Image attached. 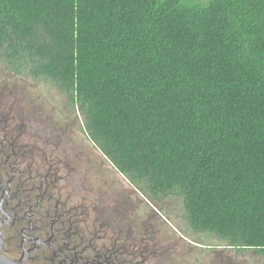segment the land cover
I'll return each mask as SVG.
<instances>
[{
  "label": "trees",
  "instance_id": "trees-1",
  "mask_svg": "<svg viewBox=\"0 0 264 264\" xmlns=\"http://www.w3.org/2000/svg\"><path fill=\"white\" fill-rule=\"evenodd\" d=\"M0 68L194 231L264 256V0H0Z\"/></svg>",
  "mask_w": 264,
  "mask_h": 264
},
{
  "label": "flooded vegetation",
  "instance_id": "flooded-vegetation-1",
  "mask_svg": "<svg viewBox=\"0 0 264 264\" xmlns=\"http://www.w3.org/2000/svg\"><path fill=\"white\" fill-rule=\"evenodd\" d=\"M0 76L13 88L30 83ZM11 87L0 92V255L16 264H241L218 235L192 229L181 196L130 183L68 107L77 130L36 114ZM79 134L117 176L91 173Z\"/></svg>",
  "mask_w": 264,
  "mask_h": 264
},
{
  "label": "rangeland",
  "instance_id": "rangeland-1",
  "mask_svg": "<svg viewBox=\"0 0 264 264\" xmlns=\"http://www.w3.org/2000/svg\"><path fill=\"white\" fill-rule=\"evenodd\" d=\"M8 76H6V80L0 76V92L5 93L9 91L8 87L12 85L7 84L10 83L8 80ZM33 82V81H32ZM27 82L25 87V83L23 82H15L17 85L15 88L11 87V90H17L21 92V94L26 98L25 105L31 109L33 112L38 114L40 111L44 115H53V119L60 123H64L67 125L70 123L71 128L74 130L78 129V123L76 124L77 118H75L72 114L68 112L67 109L64 108V97L59 96L55 91H50L49 87L45 86L44 84H35L34 82ZM25 94V95H24ZM21 95V96H22ZM44 111V112H43ZM74 124V126H73ZM77 127V129H76ZM78 145L80 149L89 148L87 149L88 153H92L90 158L92 159L91 165V173H95L99 175L102 179L105 178H113L117 176V173L110 167L109 164L105 162L102 155L95 151L91 144L86 141L81 134L78 137ZM87 162V161H86ZM88 163V162H87ZM104 163V165H103ZM105 177V178H104ZM125 184V183H124ZM239 259L241 264H264V256L258 253H255L251 250L241 251L239 254ZM193 260V259H192ZM193 264H195L193 262Z\"/></svg>",
  "mask_w": 264,
  "mask_h": 264
},
{
  "label": "water",
  "instance_id": "water-1",
  "mask_svg": "<svg viewBox=\"0 0 264 264\" xmlns=\"http://www.w3.org/2000/svg\"><path fill=\"white\" fill-rule=\"evenodd\" d=\"M0 264H16L7 257L0 255Z\"/></svg>",
  "mask_w": 264,
  "mask_h": 264
}]
</instances>
